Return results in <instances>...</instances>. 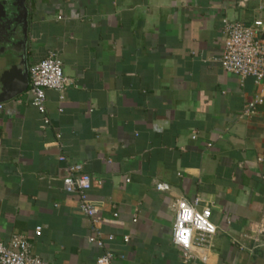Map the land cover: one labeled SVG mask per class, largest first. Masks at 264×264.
Returning a JSON list of instances; mask_svg holds the SVG:
<instances>
[{
  "label": "crops",
  "instance_id": "crops-1",
  "mask_svg": "<svg viewBox=\"0 0 264 264\" xmlns=\"http://www.w3.org/2000/svg\"><path fill=\"white\" fill-rule=\"evenodd\" d=\"M26 6L25 41L0 27V75L21 60L14 54L28 68L56 52L69 82L46 90L44 114L28 85L0 100L2 239L25 237L51 264H95L105 250L110 264H264V102L243 116L258 87L217 61L222 20L264 24V0ZM73 163L91 177L102 238L113 235L103 247L88 241L92 222L63 188ZM197 196L218 229L207 261L185 262L172 242L173 203Z\"/></svg>",
  "mask_w": 264,
  "mask_h": 264
},
{
  "label": "built area",
  "instance_id": "built-area-1",
  "mask_svg": "<svg viewBox=\"0 0 264 264\" xmlns=\"http://www.w3.org/2000/svg\"><path fill=\"white\" fill-rule=\"evenodd\" d=\"M264 24L261 20H253L251 23L240 21L222 20V33L224 35L223 48L217 58L221 68L227 72L236 74L241 79L252 77L257 92L252 99L243 106L242 115H251L258 105L264 102V39L261 33ZM28 94L31 103L41 114L45 112L46 90L52 89L62 93L69 82L63 74L62 62L56 52H49L39 62L28 67ZM1 106V105H0ZM43 122L48 123V118L43 115ZM64 160L63 155L58 156ZM68 177L63 181V188L67 192L77 193L78 208L92 222V232L88 241L103 247L105 240H112L113 235L107 234L102 238L98 229L101 216L99 208L90 201L88 190L91 186V177L83 171L80 163L68 165ZM264 178V176H263ZM157 189L165 190L166 184L159 183ZM175 217L172 229V242L179 248L183 259L188 262L199 259L206 262L208 252L212 249L214 236L218 227L211 221V208L202 204L200 197L188 201L178 198L174 201ZM40 226L34 229L39 234ZM127 241L128 236H123ZM113 253L105 250L96 259L95 264H110ZM0 264H51L39 256L32 255L29 251V243L23 236L15 235L7 242L0 236Z\"/></svg>",
  "mask_w": 264,
  "mask_h": 264
},
{
  "label": "water",
  "instance_id": "water-1",
  "mask_svg": "<svg viewBox=\"0 0 264 264\" xmlns=\"http://www.w3.org/2000/svg\"><path fill=\"white\" fill-rule=\"evenodd\" d=\"M15 7L13 3L10 6H4L3 3H0V26L5 27V33L9 36L10 41H14L20 35L23 37V41L26 39V29L28 26V8L26 6L25 0L20 3V11ZM261 38L264 39V33L261 35ZM15 43V42H13ZM14 58H19V62H11L8 65V69H5L0 75V100L9 99L15 95L26 90L28 85V68L26 62L24 61L21 55H13ZM16 69L21 71V75L15 76L12 74V71ZM10 77H8V75ZM8 88L6 89V87ZM257 240L264 242V228H262L256 234Z\"/></svg>",
  "mask_w": 264,
  "mask_h": 264
},
{
  "label": "flooded vegetation",
  "instance_id": "flooded-vegetation-1",
  "mask_svg": "<svg viewBox=\"0 0 264 264\" xmlns=\"http://www.w3.org/2000/svg\"><path fill=\"white\" fill-rule=\"evenodd\" d=\"M22 2H23V0H0V3H3L4 6H10V5H12L14 3L15 4V7L19 11H20V3H22ZM25 3H27V0H25ZM1 28L4 29V27H1Z\"/></svg>",
  "mask_w": 264,
  "mask_h": 264
}]
</instances>
